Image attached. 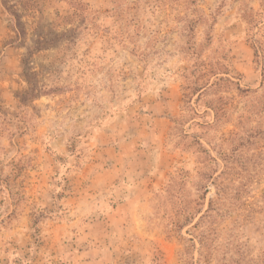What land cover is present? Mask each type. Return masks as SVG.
<instances>
[{
    "label": "rangeland",
    "instance_id": "obj_1",
    "mask_svg": "<svg viewBox=\"0 0 264 264\" xmlns=\"http://www.w3.org/2000/svg\"><path fill=\"white\" fill-rule=\"evenodd\" d=\"M0 264H264V0H0Z\"/></svg>",
    "mask_w": 264,
    "mask_h": 264
}]
</instances>
